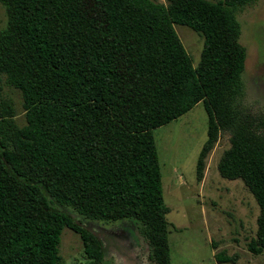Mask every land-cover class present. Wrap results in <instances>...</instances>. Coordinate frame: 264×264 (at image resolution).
<instances>
[{"label":"trees","instance_id":"16d2710c","mask_svg":"<svg viewBox=\"0 0 264 264\" xmlns=\"http://www.w3.org/2000/svg\"><path fill=\"white\" fill-rule=\"evenodd\" d=\"M256 1L0 0V75L26 111L19 126L13 103L0 105V264H63L64 228L82 238L87 264H104L100 236L65 207L133 221L153 260L172 264L154 129L200 102L209 123L198 174L229 131L220 173L257 200L248 247L264 252V130L236 108L247 58L236 12ZM175 24L204 35L198 66Z\"/></svg>","mask_w":264,"mask_h":264},{"label":"rangeland","instance_id":"374dc122","mask_svg":"<svg viewBox=\"0 0 264 264\" xmlns=\"http://www.w3.org/2000/svg\"><path fill=\"white\" fill-rule=\"evenodd\" d=\"M154 1L168 4V0ZM236 17L241 24L240 42L247 49L241 75L244 91L236 108L264 130V0L237 10ZM6 23V9L0 4V27ZM174 26L194 66H198L204 35L187 25ZM4 100L13 103L17 124L25 125L22 93L7 83L5 75H0V105ZM208 123L207 110L200 102L176 120L154 129L164 198L170 208L166 218L171 262L264 264V252L257 255L248 247L258 231L257 200L243 179H229L220 173L221 159L231 147L229 131H221L205 157L202 176L198 174V159L208 137ZM65 209L100 236L106 249L104 264H157L151 257L149 240L133 221L87 219L71 207ZM220 252L229 260L220 261L216 257ZM60 255L63 264L88 263L82 238L69 228L63 230Z\"/></svg>","mask_w":264,"mask_h":264}]
</instances>
